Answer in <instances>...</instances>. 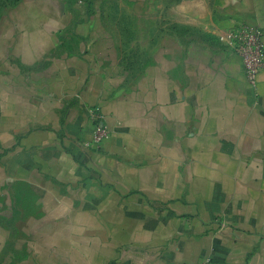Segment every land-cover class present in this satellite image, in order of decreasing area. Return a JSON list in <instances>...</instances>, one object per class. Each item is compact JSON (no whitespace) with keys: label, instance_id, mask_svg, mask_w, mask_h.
<instances>
[{"label":"crops","instance_id":"0c3cea01","mask_svg":"<svg viewBox=\"0 0 264 264\" xmlns=\"http://www.w3.org/2000/svg\"><path fill=\"white\" fill-rule=\"evenodd\" d=\"M244 22L264 0H0V264H264Z\"/></svg>","mask_w":264,"mask_h":264},{"label":"built area","instance_id":"2783aa9c","mask_svg":"<svg viewBox=\"0 0 264 264\" xmlns=\"http://www.w3.org/2000/svg\"><path fill=\"white\" fill-rule=\"evenodd\" d=\"M231 41L235 54L239 57L246 79L254 84L261 69L264 68V34L262 29L252 23L244 22L229 29L226 34ZM223 38V37H222ZM92 123V142L99 144L110 136V130L96 109H90ZM194 264H210L203 259Z\"/></svg>","mask_w":264,"mask_h":264}]
</instances>
